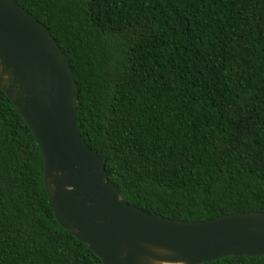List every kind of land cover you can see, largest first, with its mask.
Masks as SVG:
<instances>
[{"label": "trees", "instance_id": "trees-1", "mask_svg": "<svg viewBox=\"0 0 264 264\" xmlns=\"http://www.w3.org/2000/svg\"><path fill=\"white\" fill-rule=\"evenodd\" d=\"M13 1L66 55L78 131L128 203L185 221L264 212V0ZM42 171L0 89V264H102L58 223Z\"/></svg>", "mask_w": 264, "mask_h": 264}, {"label": "water", "instance_id": "water-1", "mask_svg": "<svg viewBox=\"0 0 264 264\" xmlns=\"http://www.w3.org/2000/svg\"><path fill=\"white\" fill-rule=\"evenodd\" d=\"M0 89L30 129L58 223L102 264H201L264 256V212L172 220L128 203L76 123L78 90L48 28L0 0Z\"/></svg>", "mask_w": 264, "mask_h": 264}]
</instances>
